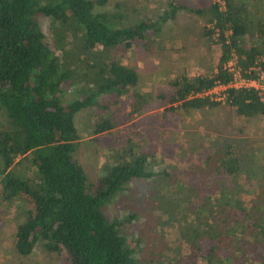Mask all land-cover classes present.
<instances>
[{
	"label": "trees",
	"instance_id": "16d2710c",
	"mask_svg": "<svg viewBox=\"0 0 264 264\" xmlns=\"http://www.w3.org/2000/svg\"><path fill=\"white\" fill-rule=\"evenodd\" d=\"M210 1L207 21L216 19L220 29L218 70L212 77L180 74L167 81L171 89L165 111L171 115L177 110L227 108L236 123L264 116V95L260 98L253 90L230 89L222 102L193 96L210 89L215 81L228 82L221 64L230 47L244 68L263 51L260 44L249 45L241 58L239 45L245 41L248 23L242 13L243 1L226 0L224 12ZM106 2L0 0V110L9 119L0 128V204L13 201L25 214L13 233L14 250L28 256L40 242L63 264H156L153 260L145 263L139 242L146 228L156 231L167 225L174 231L167 238H174L173 244L188 236L189 229L195 230V257L204 264L224 260L228 264H264V225L251 223L239 204V184L233 181L239 182L245 155L240 156L238 145L226 138L200 145V159L189 163L178 159L181 165L173 169L170 163L155 168L157 138L163 129L156 123L152 125L155 136L152 132L149 136L140 122L131 123L140 124L139 134L123 136L124 128L117 129L123 142L120 145L118 138L110 142L111 154L100 165L97 178L87 182L75 154L90 141L81 140L76 114L85 109L98 112L88 126L97 140L99 134L129 121L133 113L140 114L142 96L151 101V92L137 86V70L115 52L139 47L140 41H148V29L156 33L158 28L143 16L126 25L122 10L117 15L100 9ZM115 6L119 9V4ZM39 17L52 20L55 37H69L68 47L59 54L50 49ZM61 17L70 20L65 28L57 26ZM225 24L232 30L229 44L223 36ZM204 30L209 38L213 31ZM68 86L74 96L63 102L62 93ZM123 95L133 97L127 119L116 115ZM160 96L165 98L164 93ZM138 180L144 182L140 187ZM140 191L141 196L137 195ZM119 193L141 198L142 213L131 209L122 220L109 218L103 208Z\"/></svg>",
	"mask_w": 264,
	"mask_h": 264
},
{
	"label": "rangeland",
	"instance_id": "374dc122",
	"mask_svg": "<svg viewBox=\"0 0 264 264\" xmlns=\"http://www.w3.org/2000/svg\"><path fill=\"white\" fill-rule=\"evenodd\" d=\"M118 2H122L121 4L124 6H121ZM126 2L129 4H126ZM130 3H132L130 0H107L105 6L99 8L101 10L114 12L117 15L119 11L122 10V22L126 25L134 24L138 21L139 17H142V14L139 15L142 11H138L139 13L132 12V5H130ZM115 4H119V9ZM157 5L158 4L153 3V10L151 11V15L155 18L159 10ZM39 20L47 41L50 43V49L57 54H59L61 49H66L68 47L67 41L69 37H55L54 24L50 18L39 17ZM69 24V19L61 17L57 26L59 28H65ZM147 33L150 35L151 30L148 29ZM132 43L135 44V41H132ZM141 45L142 43H140L139 47H136L138 51L135 53H133L130 48L126 50H117L115 53L122 54V61L131 66H133L132 63L135 58L142 61V66L135 68L139 76V83L137 86L142 87L146 92H151L150 102H148L147 99L144 101L145 96L141 97V99H143L142 105L144 108L141 110V114L143 115L139 116L140 118L134 122H132L134 118L132 115L128 121L126 117L129 116V114L127 115L126 113L131 109V105H128V102L133 99V97L132 95L121 96L120 101L122 100L123 103L120 104L119 111L116 115L121 119L126 118L127 121L114 128L112 132L105 131L99 134L97 140H95L94 135L90 134V128L88 126L90 118L92 116L94 117L98 112L96 110L85 109L75 116V124L80 130L81 140L84 142L90 141L87 145H80L75 154V157L86 173L87 182L94 181L95 178H97L96 175L100 165L106 161L107 155L111 154V150L108 148V146L111 145L110 142L112 141L114 143L115 138H118V143L121 145L124 139L123 136H126L127 132L133 136L138 135L141 130L140 124H142V122L144 123V121L151 125L149 130L154 136L156 127L152 125H156V123L160 124L158 126L159 129H163L164 131L163 133H159V138H157L159 145L158 148L156 146L155 168H161L164 167L165 164L170 163L173 169L179 166L180 162L178 159H181L184 163H189L190 159H200V154H197L201 151L200 145L206 144L207 146L212 143V139H216L217 142H220L222 138H226L228 143L238 145L236 149L239 151L238 154L240 156L241 154L245 155V168L241 172V175H239V182L233 180L234 183L239 184L238 188L241 194V201L239 200V204L243 205L242 207L245 208L246 215L248 218L252 219L251 223L255 221V223L259 222L264 225V217H260V213L264 207V116L251 118L242 123H236L233 121V118H231L227 108H215L214 110L207 109L203 111L192 109L188 112L177 110L170 115L165 111V108L169 107V104L165 101L169 98L171 89L167 81L174 80L175 77L180 74H185L187 72L189 74L190 71L195 73V69L189 70V68H192V62L189 60L188 56L189 54L196 53L193 58L203 60V54L201 51H189V48H181L178 52L179 54L177 53L174 59L170 60L168 53L166 55L168 58L166 59H169V61H163L161 63L159 61L155 64L151 60L154 57L153 52L143 51ZM211 46L216 49L219 54L217 45L212 44ZM190 47L196 48L193 43L190 44ZM189 61L190 66L187 65ZM207 64H209L210 69L212 63L207 62ZM146 69L150 72L149 74L145 71ZM150 75L152 78L151 84L148 83L146 84L147 86H145L144 84L148 82L146 80ZM188 76L191 78L193 74ZM144 86L148 88V90H146ZM71 90L72 87L70 86L64 89L62 93L63 102L74 96ZM162 93H164L165 98L160 96ZM158 96L160 98H158ZM176 104L177 103H174L173 105ZM160 107L163 109L160 110ZM138 122H140V124L130 126L131 123ZM8 123L9 119L5 111L1 109L0 128ZM144 126L148 128L145 123ZM122 127L124 128L123 131L126 133L122 132L123 136H117L116 130ZM151 132H147V134L150 136ZM119 136L121 137L119 138ZM2 138L3 134H0V139ZM145 152H148V150ZM199 166H202V163H199ZM208 171L212 172L210 169H208ZM173 174L175 177L179 176L178 172L173 171ZM155 180H157V178H155ZM143 184V180H138L136 182L137 187ZM142 193L143 192L140 191L137 195L141 196ZM126 194L127 193L116 194L114 199L103 208L104 213L109 218L122 220L127 211L131 209H133L132 211L135 213H142L140 211L142 199L132 196L133 194L131 196ZM147 195L148 199L151 198L150 193ZM24 218L25 214L22 213L15 202L7 201L2 205L0 204V264H63V260L60 257L48 251L40 242H37L32 253L28 256H20L16 253L12 245L13 233L15 232L16 224ZM243 223L244 225L246 224L245 222ZM166 226H164V228L159 226L156 231H149L146 228L145 233L141 235L139 249L145 255L143 256L145 258V263L147 260H153L156 264H204V262L195 257L198 255L194 253L195 247L193 243L195 239L193 238L195 235H193V233H195V230L189 229L186 232L188 236L177 239L173 244L174 238L172 240L167 239L172 237L173 228H167ZM121 232L122 231H120V233ZM184 249L188 252L186 253ZM187 257H190V259L185 261ZM236 258H238L236 260L239 262L243 261L242 257L236 256ZM228 263H230L229 260H224L222 262V264ZM231 264H235V262L233 261Z\"/></svg>",
	"mask_w": 264,
	"mask_h": 264
},
{
	"label": "crops",
	"instance_id": "0c3cea01",
	"mask_svg": "<svg viewBox=\"0 0 264 264\" xmlns=\"http://www.w3.org/2000/svg\"><path fill=\"white\" fill-rule=\"evenodd\" d=\"M132 3V12L142 11L139 15L142 14L143 18L147 19L151 24L158 28L156 33H151L148 37V41H142V50L153 52L154 57L151 59L153 63L167 62L174 59L176 54L181 50V48H189L194 51H201L203 54V60H197L193 58L196 53L189 54L188 58L192 62V68L195 69L196 72L190 71L185 73L187 76L193 74L192 77L195 76H206L212 77L213 74L217 72V65L220 56L219 45H217L219 49V54L216 49H214L210 42V37L208 38L204 28L205 24L211 21H207L209 17L208 8L210 6V0H130ZM240 3L245 4V8L242 10L243 16L247 20V25L245 28V32L243 34V45H239V49H241V58H244V54L246 55L247 49L249 45L257 44L261 46L263 50L260 54L264 53V0H235ZM153 3L158 4V12L156 14V18L151 15V11L153 10ZM188 8H192L195 10H189ZM141 9V10H140ZM139 13V12H138ZM165 13V15L161 18V15ZM214 19V18H213ZM151 30V29H150ZM242 40V39H241ZM195 44L196 48H191L190 44ZM184 44V45H183ZM132 49V48H130ZM133 53L138 51V49H132ZM171 52V54H170ZM169 53V56L166 55ZM179 54V53H178ZM257 55V56H258ZM256 56V58H257ZM255 58V59H256ZM217 59V60H216ZM254 59V60H255ZM137 58L133 59L132 65L134 68H138L142 66V61ZM253 60V61H254ZM190 61L187 65L190 64ZM214 61V63H213ZM207 62H211V68L209 69V64ZM223 63V62H222ZM222 65V64H221ZM250 65V64H249ZM190 66V65H189ZM144 69V67H143ZM147 74L150 72L146 69ZM189 77V76H188ZM148 81L144 85L150 83L152 81L151 75L147 78ZM216 82V81H215ZM214 82V83H215ZM144 86V88H145ZM148 90V88H145ZM143 90V89H142ZM144 91V90H143ZM140 100V99H139ZM142 102L143 100L139 101ZM143 106V105H142ZM160 110L163 108L160 107ZM132 122L139 119V116L143 114L133 113ZM147 131L150 126L146 123ZM142 122V126H144ZM146 128V127H145ZM178 177V176H176ZM1 191V190H0Z\"/></svg>",
	"mask_w": 264,
	"mask_h": 264
},
{
	"label": "built area",
	"instance_id": "2783aa9c",
	"mask_svg": "<svg viewBox=\"0 0 264 264\" xmlns=\"http://www.w3.org/2000/svg\"><path fill=\"white\" fill-rule=\"evenodd\" d=\"M216 4L220 12L226 10V0H212ZM205 28L212 30L210 35V42L217 45V39L220 36V29L216 26V19L205 24ZM232 30L226 26L223 29V36L226 44L230 42ZM223 71L229 76L226 84L216 81L214 85L205 91L194 93V97H208L213 101H224L228 96V91L232 90H246L255 91L257 95L262 98L264 95V53L258 55L257 58L246 68L239 62V55L233 47H230L229 56L221 65Z\"/></svg>",
	"mask_w": 264,
	"mask_h": 264
}]
</instances>
